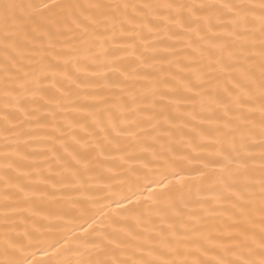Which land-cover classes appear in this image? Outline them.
<instances>
[{
  "label": "snow or ice",
  "instance_id": "1",
  "mask_svg": "<svg viewBox=\"0 0 264 264\" xmlns=\"http://www.w3.org/2000/svg\"><path fill=\"white\" fill-rule=\"evenodd\" d=\"M0 94V264H264V0H0ZM106 165L107 223L28 226Z\"/></svg>",
  "mask_w": 264,
  "mask_h": 264
},
{
  "label": "bare ground",
  "instance_id": "2",
  "mask_svg": "<svg viewBox=\"0 0 264 264\" xmlns=\"http://www.w3.org/2000/svg\"><path fill=\"white\" fill-rule=\"evenodd\" d=\"M81 78H84L85 73H80ZM65 87H68L67 82ZM76 91L75 88L72 89ZM91 91V89H87ZM54 93V90H50ZM2 95V94H0ZM3 107V102L0 100V108ZM70 115H75L70 114ZM2 127V126H0ZM37 133L50 131L47 128L35 127ZM27 139V137H25ZM3 141L0 140V146ZM29 143L33 146L29 151L34 153L31 163L42 165L47 175L49 165L44 163L49 159V156L43 154V148L40 146L39 140L32 139ZM182 149L184 145H180ZM131 166H138L132 162ZM129 167V165L124 166ZM108 166H105L103 176L99 173H86L82 179L77 180L72 184H56L55 188H48L49 192H54V196H47L43 199H38L37 204L41 209L38 215L28 222V226L40 228L47 234L49 238L58 239L61 236L67 237V246L72 247L77 237L84 234L85 229H89V224L92 227H98L102 222L107 223L108 219L119 211L115 204H112L114 191L126 189V185L122 184L123 169L113 168L112 171H107ZM41 187H44L41 185ZM88 208L87 215H82L80 209ZM95 216V222L88 220V216ZM83 226V227H82ZM91 230V229H89ZM64 243V241H62ZM65 257H62L64 259ZM68 259L75 260L76 256L69 253ZM36 261L47 260L48 257L38 253L35 257Z\"/></svg>",
  "mask_w": 264,
  "mask_h": 264
}]
</instances>
